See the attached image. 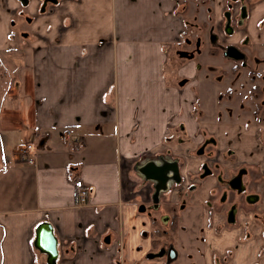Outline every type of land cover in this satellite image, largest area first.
Here are the masks:
<instances>
[{"label":"crops","instance_id":"0c3cea01","mask_svg":"<svg viewBox=\"0 0 264 264\" xmlns=\"http://www.w3.org/2000/svg\"><path fill=\"white\" fill-rule=\"evenodd\" d=\"M155 1L163 9L148 13L161 27L139 0H70L63 15L70 23L46 18L33 26L43 39L30 41L22 71L0 88V264H165L148 256L152 217L138 211L130 162L156 149L167 115L190 95L166 87L163 47L181 28L170 17L173 1ZM65 131L79 140L63 141ZM224 135L222 144L238 153ZM27 144L32 164L18 157ZM75 179L88 189L84 205L76 202ZM169 198L176 203L178 195ZM42 225L57 242L54 262L36 244ZM250 227L249 234L204 228L195 252L204 264H264V221Z\"/></svg>","mask_w":264,"mask_h":264},{"label":"flooded vegetation","instance_id":"af4514ba","mask_svg":"<svg viewBox=\"0 0 264 264\" xmlns=\"http://www.w3.org/2000/svg\"><path fill=\"white\" fill-rule=\"evenodd\" d=\"M172 1L173 10L184 16V29L181 27L176 40L179 42L183 37V49L175 51L180 59L191 61L205 54L203 49L206 48V63L227 62L232 69H237L239 63L244 66L256 63L264 65V0ZM48 2L37 0L35 13L44 15ZM20 3L25 7L29 5L28 0H20ZM35 13L22 17V12H18L25 26L19 21L9 20L12 29L24 28V31H19V35L12 33L11 38L19 36L27 44L30 43L32 35L29 30L33 29ZM17 46L20 47L16 44L15 48ZM169 60L171 65L175 64L173 58L169 57ZM175 76L179 79L176 83L175 78L172 79L169 89H173L174 84L178 85L180 91L175 90L176 94H183L186 88L193 90L189 84L196 87L182 74L175 73ZM247 78L253 85L249 89L248 103L241 104V110L252 113L249 118L263 122L264 82L261 80H264V75L251 69ZM232 80L226 82L229 84ZM189 95L192 97L188 103L167 115L163 122L162 138L168 144L174 142V136V150L176 145L181 147L194 141L196 145L192 151L183 152L180 148L174 155L169 148H164V152L156 159L153 157L157 154H142L141 159L135 162L138 181L132 180L135 187L133 195L140 201L138 211L148 212L152 217L153 231L148 256L160 258L165 264H191V248L198 244L194 238L200 237L204 228L220 233L240 227L242 232L249 234L251 221H264V212L259 211L264 199L254 192H264V178L263 182L257 179L249 184L248 181L252 177L264 176V173H256L252 165L245 166L246 161L240 158L231 145L222 144L228 140L223 128L231 125L221 121V124H216L210 120H197L203 117L202 106L194 104V93ZM183 110L186 116L182 115ZM180 116L185 119L178 120ZM244 123H249V119ZM188 162L194 166L184 172L185 167L189 168ZM172 192L178 195L176 203L170 201ZM198 198L199 201H196ZM122 247L121 242V250ZM123 261L122 258L118 262L123 264Z\"/></svg>","mask_w":264,"mask_h":264},{"label":"rangeland","instance_id":"374dc122","mask_svg":"<svg viewBox=\"0 0 264 264\" xmlns=\"http://www.w3.org/2000/svg\"><path fill=\"white\" fill-rule=\"evenodd\" d=\"M28 1H29V5L25 7L21 5L20 0H0V2H2L0 6L2 7L0 11L2 12L0 13V15H2L0 19V88L2 89L1 91H6L11 86L12 78L14 77V75L16 76L20 71H22V67H21L22 65L19 64V61H22V58L25 59L26 56H24V54L25 55L28 54V52L26 53L23 49L26 48V46L28 47L29 45L26 43V40H23L22 37L19 36L11 38L12 33L19 35V31H24V28L19 27L20 29H18L17 27H14V29H12L9 23V20H15L16 23L19 21L21 25L25 26L22 17L24 15L33 16L32 14L35 13V8L37 6V0H28ZM66 1H70V0H58L59 3L57 5H53L48 2L45 8L44 15H39V12L35 13L36 18L32 25V26L35 25L34 29H36L38 25H41L42 24L41 22L46 20V18H47L46 22L48 23V25L61 23L63 21L65 24L70 23V21L66 19L63 20V15L66 10L64 3ZM76 1L79 2L80 0H76ZM38 2H40V0H38ZM139 5L143 8V14L149 15L151 17H155V16L153 14L148 13L149 7L151 11V6H152L153 9L158 13V15L160 10L163 9V3L156 2L155 0H141V2L139 0L138 6ZM20 11L22 12V17L18 15V12ZM170 17H172L174 21V28L180 29L181 27H183L184 29V25H182V20L184 16L182 14H178L177 10L176 11L173 10V12H171ZM174 17L176 18V22ZM154 25H155L154 28L163 26V20L161 21L157 17H155ZM3 26H4V30H2ZM179 26L180 28H178ZM36 30L33 29L29 30V33L32 35L30 36V38L33 41L37 40V42H39V40L43 39V35H41V31H36ZM26 31L28 30L26 29ZM34 36H36L37 38H34ZM5 37L7 38V40H5ZM176 40L177 38L171 41L168 44V46H166V48L163 47V51L165 50L166 55H165V59L163 57L161 58L162 61L161 64H162L163 74H165L164 81L166 82V87L168 89L169 87H171L172 79L175 78L174 79L175 83L179 79L177 76H175V73L176 75L182 74L183 77L189 78L191 82L195 83L196 87H194L192 84H189V87L192 88L193 90H190L188 88L184 90L189 94L194 93V97H195L194 104L196 105L199 104L202 106L201 114L203 117L197 120L200 119L210 120L211 122H215L216 124H221V122H225L227 125H231L223 128V130L230 134V139L233 143L239 144V151H238L239 154H241V152H244L247 155H249L250 158H252V161L248 162V160H246V162H244L245 166L252 165L254 167V170H256V173L263 174L264 173V121L258 122L256 118H251V117L249 118L250 114L252 113H250L247 110H241L242 107L241 104L247 105L249 89L253 85L250 79L247 78L248 72L252 69L260 73L261 75H264V65L261 66V63H256V64L244 66L241 65V63H239V67L237 69H232L231 64L227 62L225 64L222 63L221 61H219V63H215L214 61L211 63L208 62L206 63L205 62L207 61L205 60L207 59L206 48L203 49V51H205V54L191 61L188 60L186 61L184 59H180L175 52L176 50L183 49V45H182L183 37L179 42H176ZM16 44H19L20 47L17 46V48H15ZM169 57L174 59L175 64L172 65L170 64ZM208 59L212 60L210 58ZM19 66L21 68H19ZM181 69L182 71L180 73ZM231 69L232 71H234V73L231 71ZM230 79H234V80L230 81L228 84L226 81ZM261 81L264 82V80ZM262 84L264 86V83ZM178 87L179 86L176 84L173 85L174 90H179ZM180 97H182V94L181 96H179V98ZM190 97L192 96L190 95ZM176 98L178 97L176 96ZM185 101L186 100L184 98V102ZM229 104H231L232 106H229ZM182 115L186 116V112L184 110ZM157 116H158V110L157 113H155V117ZM247 118L249 119V123L245 124L244 122H246ZM232 124L235 125L239 124V125L233 126ZM173 140L174 142L176 140L174 136L172 138V141ZM158 141L159 142L155 150L140 151V153L137 155V158L135 159L132 158L131 159L132 161L130 163L136 166L135 162L138 159H141L142 154L144 156L148 155L149 153L157 154L155 157H153L156 159L158 156L161 155V153L164 152V148H169L172 151V153L175 155L180 151V148L181 151L183 152L185 151L190 152L192 151L193 147L196 145V142L190 141L189 144H183L181 147L176 145V149L174 150L175 148L173 145L174 142H170L168 144L165 143V141L162 138V134L160 140L158 138ZM19 151L17 152L19 155L18 157L20 158L21 152L19 154ZM188 165H189L188 169H192V167L194 166V164L191 162H188ZM185 171L186 170H184V172ZM263 178L264 176H259V177L256 176V178L252 177L248 179V181L250 184L255 181L262 180ZM134 181H138L137 175L135 176ZM254 192L261 195L264 199L263 191L254 190ZM259 208H260L259 211L264 212V203L261 204ZM191 221L192 219H190V222ZM197 231L200 232L201 230L197 229ZM197 247L198 245L196 247L191 248L190 251V253L192 254L191 264H204L202 262L199 252L198 251L195 252ZM176 248L178 249L179 247L176 246Z\"/></svg>","mask_w":264,"mask_h":264},{"label":"built area","instance_id":"2783aa9c","mask_svg":"<svg viewBox=\"0 0 264 264\" xmlns=\"http://www.w3.org/2000/svg\"><path fill=\"white\" fill-rule=\"evenodd\" d=\"M61 138L63 141L67 143H73L79 140V137H77L76 135H73L70 131H65L64 133H62ZM32 148H33V145L27 144L23 148H21L19 151V154L21 152L20 158L29 164H32L34 162V155H33ZM73 184L76 189L77 204L78 205L86 204L87 197H88V189L84 187L81 179H75Z\"/></svg>","mask_w":264,"mask_h":264},{"label":"water","instance_id":"95a60500","mask_svg":"<svg viewBox=\"0 0 264 264\" xmlns=\"http://www.w3.org/2000/svg\"><path fill=\"white\" fill-rule=\"evenodd\" d=\"M50 2H55V0H49ZM37 240L36 244L40 247L43 246L44 250L48 254V261L54 262L57 256V242L55 237L51 232V227L49 225H42L37 230Z\"/></svg>","mask_w":264,"mask_h":264}]
</instances>
